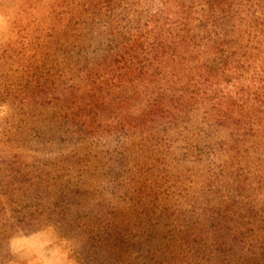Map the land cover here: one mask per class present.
Segmentation results:
<instances>
[{
	"label": "rangeland",
	"instance_id": "rangeland-1",
	"mask_svg": "<svg viewBox=\"0 0 264 264\" xmlns=\"http://www.w3.org/2000/svg\"><path fill=\"white\" fill-rule=\"evenodd\" d=\"M205 1L0 0V264H264V0L222 82L129 47Z\"/></svg>",
	"mask_w": 264,
	"mask_h": 264
},
{
	"label": "trees",
	"instance_id": "trees-1",
	"mask_svg": "<svg viewBox=\"0 0 264 264\" xmlns=\"http://www.w3.org/2000/svg\"><path fill=\"white\" fill-rule=\"evenodd\" d=\"M235 2L236 0H227L226 2L224 0H207L204 2L203 5L206 8L202 10V13L204 14L206 20H208L206 21V25L201 27L204 36L199 37V35L195 33L194 27L189 26L188 22H186L188 20L184 19L170 24L171 29L168 30L167 36L163 35V27L158 28L159 34H156L157 37L154 38V42L147 49L140 47V44L138 46V43L143 36L137 38V40L129 44L131 49L137 46V50L139 49L142 52L140 58L135 57L134 59L144 60L147 54L151 53L153 56H161L162 58L175 61L182 58L180 52L187 51L192 56L189 63L193 64L194 61H197V63L200 64L205 56L217 54L224 57V59L220 62H212L210 68L209 66L201 65V67L194 66L192 70L194 71L195 68H198L199 70L207 68L209 71L215 72V74H213L215 75L214 77H218L221 82L223 79L233 77L235 74V67L233 68L231 65L228 66V63L232 58L226 54L225 46L227 43L224 36L226 34L228 24H232L234 21L236 22V16L238 14V12H234V10H232V13L228 12L225 6L232 9L234 6L236 7L238 5ZM183 7L187 10L184 5ZM186 12L187 11L182 14H185ZM155 22L157 24L158 20ZM220 22L226 23L221 24ZM196 38H199L200 41L195 42ZM198 43H201V45ZM190 48H192V50H189ZM132 61L133 59L129 61V64H132ZM206 77L209 79L212 77V74L206 75ZM198 78V81L201 82L205 78V74L199 72Z\"/></svg>",
	"mask_w": 264,
	"mask_h": 264
}]
</instances>
